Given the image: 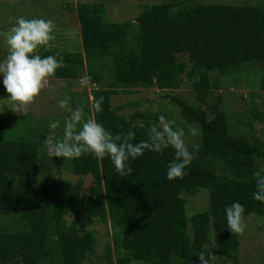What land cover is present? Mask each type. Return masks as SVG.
<instances>
[{
    "label": "trees",
    "instance_id": "1",
    "mask_svg": "<svg viewBox=\"0 0 264 264\" xmlns=\"http://www.w3.org/2000/svg\"><path fill=\"white\" fill-rule=\"evenodd\" d=\"M108 1L76 4L82 52L60 51L50 42L38 54L63 59L65 67L54 76L63 82L80 79L85 67L90 85L97 88L91 90V99L83 93L81 100L70 103L82 106L86 118L114 134L126 132L137 120L150 125L159 115L175 120V127L186 132L195 127L198 135L189 146H197L195 159L183 178L169 181L166 173L174 151H145L130 161L131 175L122 177L108 157L63 159L39 151L38 139L43 141L49 131L45 120L1 119L0 264H89L96 257L94 232L87 229L93 222L116 228L118 239L103 255L114 264H199L197 253L212 251V239L219 260L238 264L240 242L228 230L224 210L239 202L244 218H264V203L252 198L253 173L264 167V140L233 133L227 109L219 107L222 97L213 105L207 98L215 89L212 73L225 80L249 63L260 64L264 90V4L168 0L143 7L133 25L109 22ZM46 9L56 10L54 5ZM134 86L161 90L159 112L134 111L126 117L112 107L117 87ZM181 89L191 91L194 102L178 94ZM101 96L98 113L93 98ZM135 131L134 142L146 138L143 129ZM50 164L56 170L65 166L79 181L49 176ZM87 177L91 186L82 192ZM201 191L207 194V208L187 217L183 196Z\"/></svg>",
    "mask_w": 264,
    "mask_h": 264
},
{
    "label": "rangeland",
    "instance_id": "2",
    "mask_svg": "<svg viewBox=\"0 0 264 264\" xmlns=\"http://www.w3.org/2000/svg\"><path fill=\"white\" fill-rule=\"evenodd\" d=\"M98 0H0V60L8 54V46L6 44V33L15 24L17 17L26 19H51L56 24L55 40L52 41V48L60 51L77 54L82 52L81 39L79 37V23L76 14V4L92 3ZM176 2L192 5L194 3L205 4H238V5H258L264 4V0H175ZM168 0H109L105 2V15L109 22L124 23L126 21L135 24V20L143 7H151L155 4L166 3ZM54 5L56 10L47 13V6ZM44 13L47 15L44 16ZM40 14V15H34ZM130 35V34H129ZM43 49V47L39 48ZM38 49V50H39ZM37 50V51H38ZM85 66V64H83ZM242 69V70H241ZM234 73L233 76L222 80L219 74L212 73V86L215 88L211 95L207 98V103L213 105L216 99L222 97L221 109H227V119L229 129L235 133L245 137H256L264 140V90L260 88V73L261 66L257 63H249ZM86 75L85 67L83 68ZM106 83L109 82V77L105 76ZM211 79V78H210ZM79 80L63 82L59 79L52 78L50 83L41 92L40 96L29 107L26 114H16L11 111V105L7 102H0V120L11 123L15 117L33 118L36 120H45L49 124L54 121H59L63 125L62 119L66 116V112L59 108V100L65 96L71 97L76 101L81 100L84 96L90 97V92L97 87L90 85L87 88L81 89ZM3 77L0 76V100H7L8 94L3 87ZM115 93L111 97L112 107L118 110L119 113L128 117L134 111H153V105H159L162 101V92L157 88H141V87H117ZM124 91L128 92L127 94ZM6 92V93H5ZM183 98L194 102L195 97L191 91L181 89L178 91ZM132 101H138V106H131ZM123 105V107H119ZM252 124L249 125V121ZM43 127V126H41ZM40 127V128H41ZM44 128L40 131L44 133ZM179 128V127H177ZM62 135V130L58 129ZM187 133V132H186ZM47 133L45 132V135ZM43 134V138L46 137ZM195 137L186 134V142L189 146L194 145ZM39 151H43L48 155L46 146L38 139ZM51 171L49 176L53 178H67L71 183L79 181V178L72 175L70 171L62 166L60 170H56L50 164ZM44 176V175H42ZM92 179L87 177L83 179L82 192H86L91 186ZM186 200V215L191 217L199 212H202L208 206V197L204 191L197 193L194 197L183 196ZM69 219V218H68ZM70 220V219H69ZM9 223V220H5ZM246 230L243 235H238L240 242L237 251L238 264H264V218L257 216L245 217ZM88 230L94 232L96 240L94 247V255L100 257L92 258L89 264H114V259L110 261L104 259L106 247H113L115 239H118V232L111 224L105 225L93 222L87 226ZM210 247L213 249L215 258L212 259L213 264H229L219 260L217 253L218 245L212 239ZM134 264V263H131ZM138 264V263H136ZM140 264V263H139Z\"/></svg>",
    "mask_w": 264,
    "mask_h": 264
},
{
    "label": "clouds",
    "instance_id": "3",
    "mask_svg": "<svg viewBox=\"0 0 264 264\" xmlns=\"http://www.w3.org/2000/svg\"><path fill=\"white\" fill-rule=\"evenodd\" d=\"M56 24L51 19H26L17 17L15 24L7 31L6 44L8 54L0 60V76L3 77V87L8 94L7 102L11 111L24 115L29 107L40 96L41 92L54 78L59 68L65 67L63 59L48 55L41 57L38 49L50 46L55 40ZM91 78L88 75L80 77L79 86L87 88ZM96 112L102 111L104 97L93 98ZM71 97L65 96L59 100V108L67 115L63 125L59 121L49 124V131L42 141L49 156L63 159H78L90 154L96 159L108 157L120 176L131 175L133 169L130 161L142 156L145 151L162 153L171 148L174 159L169 162L167 179L169 181L183 178L186 169L195 159L197 146L190 150L186 142V134L195 137L198 131L190 127L186 133L184 128L175 127L176 121L159 115L157 122L146 125L143 120H137L126 132L112 133L97 120L87 117L82 106L73 107ZM153 110L159 112L157 105ZM62 130V135L58 132ZM137 129H143L145 139L136 140ZM256 184L252 198L264 203V167L253 173ZM228 230L235 235H243L246 230L244 222L245 209L239 202H234L225 208ZM196 257L199 264H210L215 258L212 251H200Z\"/></svg>",
    "mask_w": 264,
    "mask_h": 264
}]
</instances>
